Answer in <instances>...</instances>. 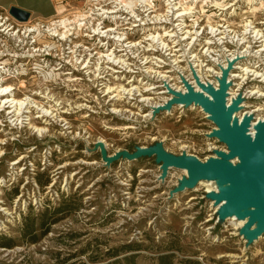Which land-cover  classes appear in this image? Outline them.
<instances>
[{
	"label": "rangeland",
	"instance_id": "374dc122",
	"mask_svg": "<svg viewBox=\"0 0 264 264\" xmlns=\"http://www.w3.org/2000/svg\"><path fill=\"white\" fill-rule=\"evenodd\" d=\"M121 1L127 0H100L99 3L96 0H56L64 9V15L56 14L54 21L62 17L73 20L83 14L89 16L95 13V16L92 15L93 19L86 18L81 21L87 27L83 32L72 31L77 36L71 37L69 42L58 47V42L52 41L55 42L52 44L56 45L55 50L62 53L74 48L76 55H67L70 59L75 57V62L80 56L89 55V59L93 60L90 71H93L98 63L97 53H104L106 49H101L97 39L87 38L89 34L85 33L89 32L88 29H97L105 21L107 30L115 31L112 36L119 30L126 38L128 36L134 41L140 39L142 44L148 41L144 39L150 32L163 31V28L153 26L134 31L125 30L129 19L119 18L120 15H125L120 14L121 11L127 12ZM168 1L154 0L157 12L150 20L156 21L155 14H169L172 6L168 7L167 4L172 1ZM176 2L187 7L193 5L194 10L196 9L194 18H189L186 25H183L187 26L185 32L189 30L195 35L196 23L203 19V26L210 29L215 27V33L221 32L216 26H223L225 33L229 30L246 32V22L251 21L254 23L253 27H257L264 35V0L242 1L234 14L233 11H228L236 5L230 3L233 0H203L197 4L192 0ZM215 3L228 7L220 15L224 20L217 16V11H212ZM229 4L234 6L229 8ZM102 7L119 9V16L113 14L115 17H106L102 13ZM214 7L223 12L216 5ZM247 30L250 32V29ZM211 31L214 33L212 29ZM41 39L43 40L42 37ZM170 41V48L174 47V43ZM176 41L179 44L183 42L182 38ZM2 46L0 42V55L4 50ZM258 46L254 45V50ZM215 48L216 53L222 56V61L214 59L217 60L219 70L224 64L227 65L225 68H229V62L237 60V55L243 57L240 51L237 52V48L233 49L235 58L231 57L227 47ZM180 49L186 55V45H181ZM250 55L252 66L258 67L263 77H253L257 81H248L245 88V81H242L240 90L243 88V93H249L245 103L250 107L245 112H251V117L255 113V118L259 120L264 111L256 110L259 107L264 108V97L260 94L250 95V91L252 88L264 91V57L255 51ZM198 59L195 64L198 63L199 67L194 71L192 68L197 67H193L194 63L187 62L183 65L188 71L191 70L192 77L201 69ZM11 62L10 72L16 79L6 81V84L16 87L13 96L17 100L24 101L28 98L46 109L53 106L56 112L69 109V114H61L67 122L37 118L41 114L35 107L29 109V114H25L22 130L14 131L16 128L13 123V129L6 122L0 123V185L1 181L10 182L12 177L20 175L19 168L30 166L21 177H15L16 183L10 190L6 187L2 189L1 198L12 211V215H0L3 220L0 224L4 223L1 229L6 230V233L0 231V264H159L158 258L165 254L173 255L174 264H194L185 261L200 264H264V235L255 244L249 245L236 231L232 221H220L217 208L213 206L214 202L206 197L208 187L201 186L196 192L186 190L174 193L180 180L186 177H182L181 170L173 169L162 180V165L157 163L155 157L136 161L122 157L109 164L99 145L103 144L102 140L106 141L104 148L108 158L117 152L133 153L138 147L162 143L167 152L174 156L187 154L206 161L209 157H217L216 151L228 149L219 140L208 137L216 125L207 119L201 109L192 106L181 109L173 106L170 114L169 111H161L152 115L151 110L140 105L138 101L133 106L126 100L109 102L110 97L104 95L103 87H98L96 81L90 82V79L94 80L92 76L88 79L82 73L71 74L68 73L71 69H64L58 72L56 70L52 77L49 75L55 69L40 59L33 61L38 64L36 69L32 68L33 62L21 66L15 61ZM234 66L235 64L231 74L236 72ZM204 70L200 71L203 76L207 68ZM184 72L185 70L181 73L186 79L192 78ZM171 75L175 79L173 85L181 80L175 71ZM74 77L78 78L77 81H68ZM114 78L117 81L109 78V85L122 84L121 76ZM105 80L103 83L109 82L107 77ZM163 83L165 86L166 83ZM239 83L240 80H234L231 86L235 90L239 89L238 86L235 87ZM113 108L130 109L135 115L121 113L115 115H121L122 118L116 117L112 114ZM148 110L149 113H146ZM75 111L79 112L72 114ZM86 113L89 116L83 118ZM137 113L140 115H136ZM144 113L150 117H145ZM45 120H49V126H46ZM126 124L134 126L135 129L114 131L105 127ZM31 125L47 127L49 133L41 137L34 132ZM14 163L20 165L15 167L17 164ZM19 194L24 197L21 198L19 206L14 208L12 201ZM9 241L11 247L5 246Z\"/></svg>",
	"mask_w": 264,
	"mask_h": 264
},
{
	"label": "built area",
	"instance_id": "2783aa9c",
	"mask_svg": "<svg viewBox=\"0 0 264 264\" xmlns=\"http://www.w3.org/2000/svg\"><path fill=\"white\" fill-rule=\"evenodd\" d=\"M178 1V0H177ZM194 3L197 0H192ZM227 1H231V0H227ZM245 1V0H233V2L230 3H235L236 5L228 10V11H233V14L236 12L237 8L239 6H241V2ZM247 1V0H246ZM227 3V2H226ZM247 3V2H246ZM177 4V2H176ZM197 4V2H196ZM248 4V3H247ZM231 4H229V8H230ZM169 7V5H168ZM177 7H179L180 12L175 13L174 9H176ZM237 7V8H236ZM184 8H188L185 5H181L180 2H178V4L176 5L175 8H173V10H171L169 12V14H167L166 17H163L162 20L160 21H153L150 20L153 18L154 13L151 15V11H154L156 9V5L154 4V1L151 2V5L149 6V9H147L146 11H144L142 8H140L139 10H137V17H135L134 15L130 14V13H126L125 11H121L120 14H125L122 15L123 18H128V24L126 25V28H131V31H134L136 29L139 28H148V27H155V28H163L162 32H156L155 34L159 33L160 35L163 36L165 41L169 40H179L181 38H185L187 36V34H184L185 31H183V29L186 26L187 21L189 20V18H194V15H196V9L193 10L195 11V13L191 14V15H187V16H182L180 17L179 14L183 13V9ZM110 9H104L103 8V15L104 12H106L107 10H111ZM212 11H217V16H219V18H222L220 15H223L224 12L218 11L216 10L215 7H212ZM121 10V9H120ZM227 11V12H228ZM226 12V11H225ZM106 17H110L108 14H105ZM151 15V16H149ZM118 16V15H117ZM113 17H115V15H113ZM221 20H224V18H222ZM180 24V27L177 26V23ZM204 20L201 19L200 22H197V26L195 27L196 29V34L193 35L192 34V38L191 36L189 37V41L187 43H185L184 45H186V48L188 49L186 55L184 54V62L181 63V66L183 69H185V75L186 76H191V70H187L183 65L186 64L187 62L189 63H194L196 56H198V60L200 61L199 64H204V65H208L207 68H209V66H212L214 68L219 67L217 60L221 59L222 61V56L221 54H217L216 53V48L215 47H227L226 49H229L231 51H234L233 49L237 48V52H241L242 55L244 57H242L241 55H237V58H240L238 60H236L235 66H239V65H246L252 67V63H251V52H258L259 56H261L262 52V48L261 47H257L255 50L253 49L254 45H260L259 43H257V41L259 39H256L255 36H252L249 34V32H245V31H235V30H229V34L228 33H224L225 29H220L221 32L223 34L219 35V33H212L210 27L206 28L205 26H203ZM225 22V21H222ZM48 24L45 26V24ZM50 23H54V20H42V19H37V18H32L30 17V19L27 22H21L19 20H17L15 17H13L10 14V10L9 9H0V42H2L3 46L2 48L4 50H2L1 52L3 53L2 55H0V67L5 66L4 63H7V66L5 69L3 68L0 72V84H6V81H11L13 79H16L15 76H13V74L10 72V66L12 64L11 61H15L16 63H19L20 65L24 64V63H32L33 61H35V59H40L43 62H46L47 64H50V66H52L55 70H57V72L60 70H64V69H71V74H74L75 72H79L84 74V76H86L88 79L92 77H94V73H92V75H89V73H87V70H90L91 68H86L89 67L86 65V62L89 60V55L86 56H78V61L75 62V58H68L70 57L69 55H67L68 53L71 54V52L73 51L72 48L69 52H62L60 53L59 50H55V48L51 49L49 46V41H46L48 44H45L42 40L41 37L44 38L43 36L45 35L46 37L50 36L51 33L49 32V28H50ZM126 23V22H125ZM137 24L136 28H133V26L135 24ZM96 24H99V22H96ZM100 24H102L101 27L106 28L105 30L108 29V27L105 26V21L101 22ZM151 24V25H150ZM224 24V23H223ZM228 24H225V26H227ZM32 27H35V29L37 31H40V33L38 32H30V30L32 29ZM53 28V27H51ZM89 32L85 33V34H92L94 35L95 33H90L91 31L93 32V30L88 29ZM178 31V32H177ZM153 32V33H154ZM166 32H170L173 34V37H168L165 36ZM182 32V33H180ZM184 32V33H183ZM179 35H181L182 37L179 38ZM95 36V35H94ZM95 36V39H97L100 43L99 45L102 46V42L104 41L106 43V45L104 47H101L106 49V51L109 50H113L115 47L113 40L110 37H107L105 35H103V37H101V35ZM184 36V37H183ZM73 37V36H71ZM70 37V39H71ZM94 38V37H93ZM145 38V37H143ZM70 39L68 41H65L64 43H67L70 41ZM51 40V39H48ZM52 41H59L58 37H54L52 38ZM141 40H132L131 38H129L127 36V43L134 45L139 43ZM210 42V43H209ZM57 44H63L58 42ZM126 44V43H124ZM253 44V47L251 46ZM234 47V48H231ZM245 47H249L248 49H246ZM243 48V49H242ZM126 49V48H125ZM180 49V48H179ZM78 50V49H77ZM181 50V49H180ZM225 51V50H224ZM117 55H123V53H125L124 58L128 59V63L132 65V67H130V69H121L119 65H114V63H107L105 64L108 69H105V73L104 76H109L107 77V79L109 80V84H110V79L112 78L114 80H116L114 77L117 76H121V82L123 85H125L127 87V89H133V87L138 86L139 88H141L142 90L148 89V88H154L150 91V93H143V94H158L161 93L162 91H164L163 89V85L164 83L162 82V79L160 78L159 74H155V73H146V68H152L154 70H156L158 73H161V75L166 74V72L170 71V72H174L175 74H178V78L179 76L184 77V75H182L181 72H179L181 69H178V66H176V64L174 63V61L176 60V57H172L171 56V52L170 50L166 51V49H161L159 47H157L156 44H151L149 41L143 43L141 45V47H135L133 48V52H129V51H124V52H118L115 51ZM223 52V50H222ZM108 53V52H105ZM183 54V53H181ZM80 55V54H78ZM220 55V57H219ZM2 56V57H1ZM246 56V57H245ZM188 58V60L186 59ZM242 58V59H241ZM214 59H217L216 61ZM74 60V61H73ZM180 60V59H179ZM24 61V62H23ZM85 61V62H84ZM74 62V63H73ZM109 62V61H108ZM249 62V63H247ZM241 63V64H239ZM198 64V63H197ZM194 63V66L197 65ZM38 64L36 62H33V67L34 69H36L35 66H37ZM57 65V66H55ZM86 65V66H85ZM234 66V67H235ZM68 67V68H67ZM52 68V69H53ZM172 68V70H171ZM206 68V67H204ZM190 69V68H189ZM195 68H192V71H194ZM255 69H258L255 68ZM5 70V71H3ZM115 72H119V74L115 73ZM191 73V74H190ZM6 74V75H4ZM168 75H171V73H169ZM210 75H213L212 72H210ZM192 77V76H191ZM177 78V77H175ZM177 78V79H178ZM252 80L257 81L256 79H253L252 76H249L248 79L245 81V84L243 85L245 88L246 85L248 84V81ZM117 81V80H116ZM125 81V82H124ZM158 83V84H156ZM97 84V83H96ZM10 86V84H7ZM98 86V84H97ZM109 86V85H108ZM143 86V87H142ZM14 87V86H13ZM104 87V86H103ZM16 89V87H14ZM243 88L242 90H240L239 94L243 93ZM17 90V89H16ZM105 90V89H103ZM12 95L14 94V91H12ZM116 92H114V94L112 96L115 95ZM134 94H136V91L134 90ZM248 91H245L243 93V98L245 99V101L248 99ZM106 96V95H105ZM157 95H151V97H156ZM110 97V95H109ZM126 98L125 100H127V103L129 105H134L135 102L138 101V103L140 105H142L143 107H145L146 109H150V107H148V104L145 102L141 101V98H139L138 95H136L135 98L131 99V96L125 95ZM110 99V98H109ZM116 99V98H115ZM129 100V101H128ZM228 100V99H227ZM120 103V102H119ZM1 106V105H0ZM174 108H176V106H174ZM199 108V106H198ZM152 111V110H151ZM9 111L4 112L2 111V109H0V115H3V117H0V121L2 122H6L8 125V127L13 129V126L11 125L14 121L15 118L12 117V114H8ZM149 113V110L148 112ZM113 114V113H112ZM145 114V113H144ZM116 117H120L122 118L121 115H115ZM37 116V115H36ZM3 123V124H4ZM6 125H3V127ZM2 127V126H1ZM23 128L20 129H13L14 131H18V130H22ZM204 162V161H202ZM20 164H17L15 167L19 166ZM30 167V166H28ZM28 167H23V168H19L21 169V171H18L20 175H15V177H21V175L24 174V172L28 169ZM15 177H12L10 182H3L1 181V185H0V215H4L6 217H9L8 215H12V211L9 210L7 204L5 203L4 199L1 198L2 195V189L4 187L8 188L7 190H10L16 183V179ZM20 182V181H19ZM26 186V184H25ZM24 186V187H25ZM23 195H17L13 201H12V207L16 208L19 206L21 198H23ZM25 201V200H24ZM0 221L3 222L2 219H0ZM2 225L0 224V231L2 230ZM3 232L6 233L5 228L2 230Z\"/></svg>",
	"mask_w": 264,
	"mask_h": 264
},
{
	"label": "bare ground",
	"instance_id": "6f19581e",
	"mask_svg": "<svg viewBox=\"0 0 264 264\" xmlns=\"http://www.w3.org/2000/svg\"><path fill=\"white\" fill-rule=\"evenodd\" d=\"M96 1L98 3L100 2V0H96ZM153 1L154 0H127V1H121V5H122V7L126 8V11H127L126 13H130V14L134 15L135 17H137V10L142 8L144 11H146L147 9H149V6L151 5V2H153ZM170 1H172V3H169L167 5L172 6V9H173V7H176V5H177L176 4L177 0H169L168 2H170ZM202 1L203 0H197L196 2L199 3V2H202ZM97 5H99V4H97ZM215 5H216L217 8L222 9L223 12L228 9V7L225 6V5H219L218 3H215ZM214 6H212V7H214ZM233 6L234 5L232 4L231 7H233ZM118 10L119 9H117V8L113 9L111 11L107 10L106 12H104V15L109 13L110 17L113 14H116V15L119 16V14H118L119 11ZM175 10H176L175 13L180 12L179 7L174 9V11ZM193 10H194L193 5H190V6H188V8H184L182 10L183 13H181L179 15H180V17L191 15V14L195 13ZM92 11H94V10H92ZM219 11H221V10H219ZM63 12H64V9L61 6H59V13L58 14H62ZM151 12H152L151 13V15H152L153 13H156L157 11L154 10V11H151ZM253 13H254V11H253ZM94 14L95 13H93V14H91L89 16H84V14L83 15H78L73 20H71L69 18H64V17H62L61 19L59 18L60 20L54 21V23H52V24L50 23V26H54L53 28L50 27L48 29L49 32L51 33V35L48 36V37H46L44 35L43 36L44 37L43 40L44 39H46V40L51 39V42L49 41V45H47V46H49L51 49H53L56 45H52V44H55V42H52V38L58 37L59 38L58 42H60V43L63 42L64 43L65 41H68L71 36H73V37L77 36V34L72 33V31L73 32H75V31L76 32L77 31L81 32L84 28L87 27V24L81 23V21H84L86 18L87 19H93L92 15L95 16ZM62 15H64V14H62ZM97 15L99 16L100 14H97ZM151 15H149V16H151ZM121 17H122V15H120L119 18L123 19V17L122 18ZM163 17H166V15H162V14L156 15L155 14L156 21L162 20ZM125 20H127V17L125 18ZM246 23H247L246 26H245L246 32H248L247 29H250L249 30L250 31L249 32L250 35H252V36L254 35L256 37V39H259L257 41V43L260 44L258 47L262 48V52L263 53L261 54V57H264V35H263L262 31L259 30L257 27H253L254 23H251V21L249 23L248 22H246ZM177 26L180 27V24H178V22H177ZM100 27L97 28V29L94 28V30L92 29L93 32H91V33H95L94 35L98 36V37H100L99 35H101V37H103V35H105L107 37H110L115 42V44H114L115 48L113 50H109L108 49L106 51L108 53H105V52L104 53L103 52L102 53H100V52L97 53V55H99L98 60H97L98 63L94 67L93 71L88 70L87 73H89V75H92V73L95 74L94 75V80L90 79V82L96 81L97 84L101 83L100 85H98V87H100V86L103 87L104 86L103 89L106 90V91L104 90V95H106V97H109V95H110V99H109L110 101L109 102H117V101L123 102L126 99V98H124L125 95L131 96L130 100H132L133 98L136 97V95H138L139 98H141L142 102H145V103L148 104V106L152 110L151 111L152 113H150V114L153 115V113H155V111L157 109L165 107L168 104L169 101L173 100L174 96L171 94L169 89H171L172 91H174L176 93H182V94L186 95V94H188V88H187L186 84H188L189 86H191L195 90V92L203 93L206 97L210 98L207 94H205L203 92V90L200 88V85H204L205 87L212 86V87H214L215 90H219V86H220L219 83H220V80L223 78V76L225 74L224 71H227L229 69V68H225L227 66L225 64H224L225 67L221 66L220 70L217 69V68H214L212 66H209V68H207L208 65L204 66V65L201 64V69H199L198 73H196V75L194 74V76L191 79H189V78L186 79L185 77L181 78V76H180L181 80H179V81L177 80V82L173 85L172 83L175 82V79H173L174 76L168 75V74L169 73L174 74V72L168 71V72H166V74L161 75V73H158L156 70H154L152 68L151 69L150 68H148V69L146 68V70H145L146 73L159 74L160 78L162 79V82L166 83V85L163 86L164 91H162L161 93H158V94H150V95L149 94H143V93H148V92L150 93V91L152 89H154V88H152V89L148 88V89L142 90L138 86L133 87V89H127V87L125 85H123V84L111 86V85H109V82L108 83L107 82L103 83L104 81H106L105 80L106 77H109V76H104L105 69H108L107 67H105L106 66L105 64L114 63V65H119L121 69H125V68L130 69V67H132V65L128 63V59L124 58L125 53H123V55H117L115 51H118V52L129 51V52H132L131 48L140 46L142 44V42L134 44V45H132V43H131V44H128L126 46V44H127L126 43L127 42L126 35L121 34V32L118 29H117L118 32L115 33V35L112 36V32H115L114 30L109 29V30L104 31V28L101 29ZM136 27H137V24H135L133 26V28H136ZM216 27H218L219 29H223L224 28L223 26H216ZM185 28L183 29L184 31H185ZM214 28L215 27H213V28L211 27V29L214 32H217V29L214 30ZM227 28H229V26ZM124 29L125 30H131V28H124ZM154 30H156V29H154ZM251 30H255V31L253 32ZM61 31H62V33H61ZM30 32H38V33H40V31H37L35 29V27H32ZM155 33L156 32H154V33L150 32V34H148L149 38L146 37L144 40H148L151 44H156L159 48H161L163 50L166 49V51H168V50L172 51V49H174V51H172L170 54H171L172 57H176V60L174 61V63L176 64V66H178V69H181L182 67H180L179 64L184 62V54H181L183 52L179 48L181 47V45H183V44H185V43H187L189 41V37L188 36H191V38H192V32L189 31V30L186 31L184 34H187V36L184 39L182 38L183 42L181 41L182 43H180V44H179L178 41H176V39L171 40L170 42L174 43V45H175L174 47H171V48H170V44L169 43L167 44V41L164 40L162 35H160L159 33H157V34H155ZM224 33H225V31H224ZM220 34H223V33L220 32ZM94 35L89 34L87 36V38H93V37L95 38ZM165 36L173 37V34L170 33V32H166ZM44 43L48 44L46 41H44ZM124 43H126V44H124ZM105 45H106V43L103 41L102 42V47H104ZM58 47H60V44H58ZM80 47H82V46H80ZM124 48H126V49H124ZM245 48L248 49L249 47H245ZM228 52L231 53V57L235 58V54H234L233 51L229 50ZM76 53L77 52L73 51L71 54H73L75 56ZM236 54H238V53H236ZM68 58H70V57H68ZM74 58L75 57H73V59ZM90 58H92V57H90ZM197 59H198V56H196L195 60H197ZM238 59H240V58H237V60ZM92 61H93L92 59H89L87 61L86 65L89 66V67H86V68H88V69L89 68H93L91 66ZM194 63H196V62H194ZM230 63H234V62H229V66L228 67H230ZM6 67H8L7 64L5 65V67L3 66L0 69L2 70L3 68L5 69ZM198 67L199 66L197 65L196 68H198ZM204 67H206L207 70H206V72H205V74L203 76V74H201L200 71H203L205 69ZM255 68H257V67L256 66L250 67V66H247V64L246 65H239V66H236V68H234L236 70V72H232V74L229 73L228 78H227V81H228V84H229L227 105L231 106L233 104V102L238 99L239 90L241 89V86H242V83H243L242 81H246V79L249 76H252V77H255V78H260V79L263 77V75L260 74V71L258 69H255ZM183 70H185V69L182 68L181 72ZM3 71H5V70H3ZM54 72H56V70H53V72L50 73L49 76L53 77ZM210 72H212L214 75H210ZM115 73L119 74V72H115ZM66 75H68V74H63V76H66ZM119 77L120 76H117L116 78L118 79ZM76 79H78V78L74 77V79H70L68 81H77ZM211 79H216V80L214 81V80H211ZM80 80L83 81L82 79H80ZM234 80H240L241 81V83L235 85V87L238 86L239 89L235 90V89H233V86H231V84H232V82ZM170 84H172V86H170ZM134 90L136 91V94H134ZM12 91H14V92L16 91V89L13 86H9L7 84H0V105H1L0 109H4V112L9 111L8 114H12V117L15 118V121L13 122V125H15L16 129L23 128L25 114H29L30 113L29 109H33L35 107H37V109H39V113L41 114V115H38L37 118H42V119L48 118V119H51L53 121L54 120H58V119L62 120V121H66V119L63 120V116L61 114H63V115L64 114H69V109L68 110L65 109L62 112H59V111L56 112V110H53L54 109L53 106L50 107V109H46L45 106L42 107L41 105H38L36 102H34L33 100H30L28 98L25 99L24 101L23 100H17L16 97L12 95V93H13ZM114 92H116V93H115L114 96H112L114 94ZM251 94H253V95H259L260 94L261 96L264 97V91L262 92L261 90H258L256 88H254V89L252 88V90L250 91V95ZM151 95H157V97H151ZM245 102L246 101H244V102H242L240 104V111L235 114L234 118L235 119L238 118L240 123L244 119H251L252 120L254 118L255 120H253L251 122L252 125H251V130H250V133L254 134L255 133L254 127H256L259 123L264 122V115H263L262 118H259V120H257L255 118V113H254L253 117H251V112H245V109H249V107H250ZM243 103H245V104H243ZM57 105H58V103H57ZM59 106H61V104ZM176 107H180L181 109H183V108H185L187 106H185V105H177ZM192 107L198 108L197 105L196 106L192 105ZM80 108H83V107H80ZM199 109H201V111H203L205 113L204 109H202L200 106H199ZM84 110H86V109H84ZM172 111H173V107L168 112V114L172 113ZM256 111H258V112L264 111V108L263 107H259ZM78 112L75 111L72 114H76ZM112 113H114V114L130 113V114H134L135 115V113H133L132 110H130V109L122 110V109H118V108H113L112 109ZM205 114L207 116V119H211V115H209L207 113H205ZM136 115H140V113L139 114L137 113ZM88 116H89V114L86 113V114L83 115V118H87ZM145 117H150V115L146 114ZM0 123H1V121H0ZM44 123L46 124V126L50 125L49 120H45ZM31 126H32V129L34 130V132L36 131L39 134V136H41V137L44 136L45 134L49 133V129L47 127H40V126H34V125H31ZM105 127L107 128V130H114V131L115 130H119V131H127V130H129L130 131V130L135 129L134 126L129 125V124L122 125V126H115V127L112 126V125H106ZM214 131H219V128L218 127L214 128ZM210 134H208V137H209ZM101 142L103 143V146H104V144H107L106 141H104V140H102ZM99 144H101V143H99ZM145 148L146 147H143V149H145ZM223 152L229 153V151H223ZM118 153L119 152H117L113 156H110L108 161H110L111 159L115 158ZM0 157H2V154H0ZM213 158L214 159H218V157H213ZM209 159H210V157L207 160H209ZM206 161H204L203 163H205ZM232 163L235 164L236 162H232ZM16 164L17 163H14V165H16ZM172 170L173 169H169L168 174ZM181 173H182V177L183 176L188 177V172L187 171H182L181 170ZM182 177H180V179ZM201 186L208 187L206 189V194L207 193L215 194V193H219L220 192V187L217 185V182H214V181H201L193 191H195L196 189H197L196 191H199ZM229 188L230 187H223L221 189L222 190H227ZM213 206L215 208H217L216 213L218 214L219 213V209H220L219 206H216L214 204H213ZM245 213L246 212H241V213L229 218L228 221H232V223H234V226H235L234 228L236 229V231L239 232L240 236H243L244 240H247V242H248L250 240L251 236L253 235V233L256 231L258 226L253 228L249 233L241 232V230L244 228L245 224L248 221L247 219H245Z\"/></svg>",
	"mask_w": 264,
	"mask_h": 264
},
{
	"label": "water",
	"instance_id": "95a60500",
	"mask_svg": "<svg viewBox=\"0 0 264 264\" xmlns=\"http://www.w3.org/2000/svg\"><path fill=\"white\" fill-rule=\"evenodd\" d=\"M10 14L21 22H27L31 14L18 7L9 9ZM236 63H230L227 71L220 80L219 90L214 87L200 88L210 98L186 84L188 94L176 93L169 89L174 96L165 107L155 111V115L161 111H170L175 105L200 106L205 113L211 115L213 122L219 131H214L209 135L212 139H217L227 146L229 153L216 151L218 159L213 157L203 163L195 156H174L167 152L162 143L153 146L138 147L133 153L123 151L110 161L106 156L103 144H99L103 149L106 161L110 164L120 158L136 161L142 158L155 157L158 164H161L162 176L164 180L169 169H177L188 172V177L180 180V184L173 191L185 192L194 190L201 181H214L220 187V192L206 194V197L214 201V205L219 206V220L229 219L241 212L245 213L247 223L241 230L249 233L256 226L257 229L251 236L248 244L251 245L264 235V122L254 127L255 133H250L251 122L255 120L244 119L241 123L235 114L240 111V104L245 101L242 94L233 102L227 105L229 84L228 75ZM232 162H236L235 164ZM223 187H230L222 190ZM224 204V205H223Z\"/></svg>",
	"mask_w": 264,
	"mask_h": 264
},
{
	"label": "crops",
	"instance_id": "0c3cea01",
	"mask_svg": "<svg viewBox=\"0 0 264 264\" xmlns=\"http://www.w3.org/2000/svg\"><path fill=\"white\" fill-rule=\"evenodd\" d=\"M18 7L31 14L32 18L49 20L59 13L56 0H0V9Z\"/></svg>",
	"mask_w": 264,
	"mask_h": 264
},
{
	"label": "trees",
	"instance_id": "16d2710c",
	"mask_svg": "<svg viewBox=\"0 0 264 264\" xmlns=\"http://www.w3.org/2000/svg\"><path fill=\"white\" fill-rule=\"evenodd\" d=\"M59 210H61V209H59ZM4 245L7 247H11L10 241L8 243H5ZM158 260H159V264H174L173 255H171V254L162 255L158 258ZM185 263L200 264L199 262H192V261H185Z\"/></svg>",
	"mask_w": 264,
	"mask_h": 264
}]
</instances>
